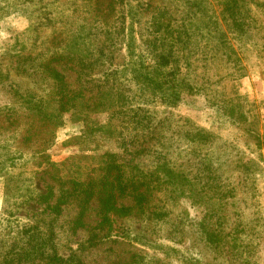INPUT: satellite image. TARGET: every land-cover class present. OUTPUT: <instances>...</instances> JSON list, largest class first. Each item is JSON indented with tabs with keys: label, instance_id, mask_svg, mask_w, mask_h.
Instances as JSON below:
<instances>
[{
	"label": "rangeland",
	"instance_id": "rangeland-1",
	"mask_svg": "<svg viewBox=\"0 0 264 264\" xmlns=\"http://www.w3.org/2000/svg\"><path fill=\"white\" fill-rule=\"evenodd\" d=\"M245 6L239 30L217 0H0V64L11 71L0 108L21 105L16 90L46 96L47 63L79 77L76 94L103 90L112 105L93 120L105 127L85 136L66 113L48 160L113 154L104 159L148 197L147 214L118 218L88 264H264V0ZM141 71L158 85L141 83ZM238 102L247 122L222 110ZM11 134L0 129V260L17 264L47 182L39 156L13 151ZM56 231L59 254L77 249L81 237Z\"/></svg>",
	"mask_w": 264,
	"mask_h": 264
},
{
	"label": "trees",
	"instance_id": "trees-1",
	"mask_svg": "<svg viewBox=\"0 0 264 264\" xmlns=\"http://www.w3.org/2000/svg\"><path fill=\"white\" fill-rule=\"evenodd\" d=\"M217 1L223 6V12L229 15L236 28L244 30L240 18L243 11L241 6L246 7V0ZM58 56L60 55L54 52L48 60H56ZM43 58L44 56H41V59ZM15 71L19 72V69ZM38 71H42L44 81L49 82L51 86L46 96L38 94L26 96L20 90H16L15 95L22 99L21 105L0 108V129L12 132L10 147L13 151L39 156L40 165H43L40 174L47 182L46 191L39 194V201L46 205L44 213H35L41 217L33 223V232L29 236L33 242L27 249L29 252L27 257L22 256V260L17 264H88L91 249L108 244L112 233L121 230L116 228L119 224L118 218L131 219L147 214L145 207L148 197L141 190L143 185L135 184L138 181L136 178L125 176L126 170L123 165L111 159H104L106 156L113 157V154L73 157L59 165L48 160L46 152L52 145L55 131L63 123L66 113L85 122L86 136L90 127L99 124L93 120V115L107 111L112 104L111 99L106 98L100 89L95 94L93 91L90 94L81 91L76 94L79 77L74 78L63 68L47 63L43 64V68H38ZM139 73L141 74L139 79L145 86L158 85L148 72ZM10 75L11 71L0 64L2 89L7 90L11 84ZM79 95L81 97L78 98ZM242 108L245 109V105L238 102L229 110H222L235 121L247 122V111ZM104 127L100 124L95 130L99 132ZM82 158H98L102 162H99L98 166L88 165L90 168L88 167L87 172L81 169L75 171L73 165L76 164V160ZM79 166L81 165L77 167ZM59 225L61 228L64 227V231L68 230V239L81 237L75 239L77 249H71L65 256L59 254L57 249L59 232L56 231V227ZM35 232H39L37 238L40 239V243L34 246ZM118 243L125 244L124 241ZM16 254L17 257H21L19 252ZM15 263L16 260L7 259L6 255L0 260V264Z\"/></svg>",
	"mask_w": 264,
	"mask_h": 264
}]
</instances>
